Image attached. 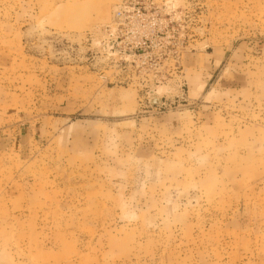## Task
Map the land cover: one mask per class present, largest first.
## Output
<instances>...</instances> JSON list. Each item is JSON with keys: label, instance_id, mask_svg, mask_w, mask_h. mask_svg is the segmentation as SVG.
I'll use <instances>...</instances> for the list:
<instances>
[{"label": "rangeland", "instance_id": "1", "mask_svg": "<svg viewBox=\"0 0 264 264\" xmlns=\"http://www.w3.org/2000/svg\"><path fill=\"white\" fill-rule=\"evenodd\" d=\"M0 264H264V0H0Z\"/></svg>", "mask_w": 264, "mask_h": 264}, {"label": "built area", "instance_id": "2", "mask_svg": "<svg viewBox=\"0 0 264 264\" xmlns=\"http://www.w3.org/2000/svg\"><path fill=\"white\" fill-rule=\"evenodd\" d=\"M122 7H124V5H123ZM117 13L122 14V11L120 10V11H118Z\"/></svg>", "mask_w": 264, "mask_h": 264}]
</instances>
